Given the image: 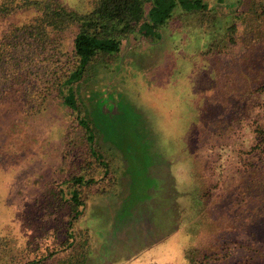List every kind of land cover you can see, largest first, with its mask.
<instances>
[{
	"label": "rangeland",
	"instance_id": "374dc122",
	"mask_svg": "<svg viewBox=\"0 0 264 264\" xmlns=\"http://www.w3.org/2000/svg\"><path fill=\"white\" fill-rule=\"evenodd\" d=\"M57 1L77 11L87 4ZM244 2L208 0V18L176 9L156 44L122 40L106 58L120 69L111 77L95 69L101 82L84 90L97 145L62 104L45 54L0 32V231L10 241L0 264H23L63 241L75 189L76 245L57 258L88 232L85 264H182L186 254L193 264H264V88L252 82L264 83V19L246 26ZM26 18L31 11L12 22ZM233 23L235 35L218 30ZM125 69L138 99H125ZM179 127H191L190 145L171 144ZM189 159L185 197L195 198L183 200L187 176L176 161ZM74 176L93 182L78 187Z\"/></svg>",
	"mask_w": 264,
	"mask_h": 264
},
{
	"label": "trees",
	"instance_id": "16d2710c",
	"mask_svg": "<svg viewBox=\"0 0 264 264\" xmlns=\"http://www.w3.org/2000/svg\"><path fill=\"white\" fill-rule=\"evenodd\" d=\"M218 1L222 2V0ZM85 3H87L85 9L77 11L70 9L65 4L59 3L57 0H0V22H12L15 16L25 11L32 12V18L30 19L26 18L22 21L12 22L9 26H6V23H4L0 32H3V36L13 34L17 38H30L36 48L45 54L42 60L48 63L46 64L47 66L50 64V69L47 71H50L52 75L56 76L55 82L59 88L62 104L69 108L71 112L75 113L79 124L83 127L85 134H87L88 142L96 144L95 131L87 117L88 107L83 97L84 90L91 87L94 84V80L101 82L99 78L91 79L95 69H104L110 77L114 75L120 69L119 65L111 67L106 58H109L112 55L113 49L122 40L127 39L129 35H139L152 44L158 43L162 38L163 27L168 23L176 9L196 13L198 17L206 16L207 18L213 15L211 11L214 9L210 7L208 0H87ZM243 5L247 8L246 11H241V13L245 14L247 12L245 17L247 21L246 26L252 27L254 22H259L260 18L264 19V0H245ZM218 28V30L221 29L233 35H235L238 29L235 23L231 26H226V28L221 26ZM68 33H72L70 39L71 49L69 51L66 50L67 43L65 40ZM3 36L2 38L4 39ZM229 41H234V39L230 37ZM177 62L185 68L189 64L187 61H181L179 58ZM122 65H120L121 68ZM113 71L114 73L112 74ZM124 73L126 75L125 88L128 91V89H133L135 86V78L133 80L128 78L131 73L128 69H125ZM252 82L256 85L255 90L264 88V83L263 85H259V81L257 80H253ZM173 95L175 101L176 95L180 98L177 86L174 87ZM134 98L138 99L136 95L128 91L125 99L131 100ZM154 99H160L158 104L161 105L162 100H165V104H167V100L170 98L168 96L163 97L159 93ZM243 105L244 101L236 109L240 110ZM184 118L186 116H181L177 124L181 126ZM175 127L173 125V129L177 131ZM188 128L182 134L180 131L184 130V128L179 127L177 132L179 137L175 141L170 140L171 144L180 148L185 147L184 145H190V139H192L190 133H192V129L191 127ZM263 139L264 137L261 138V140ZM173 150L174 156L176 157V154L180 152L178 148H173ZM91 154H95L94 151ZM96 157L99 158L98 160L103 167H109L108 163L105 164L102 161V154H98ZM178 162L176 161V164L182 166L183 173L187 176V179L183 181V195L178 197H183V200L194 199L195 196L193 193H189L190 198H186V193H188L189 188H191L190 184H192L190 179H193V174L190 172V165H193L194 162L191 159L187 162L184 160ZM114 172L116 173V169ZM71 180L78 187L93 182L91 179L89 181L85 180L82 176H74ZM70 201L74 213L67 220L68 226L64 230L65 239L57 245H53L51 248L45 247L42 253L37 254V258H33L23 264H41L51 259L55 261V264L86 263L89 253L88 250H90L92 241L91 235L88 232H86L87 234L84 239L77 242L78 248L73 249L71 253H64L61 255L62 257L59 256L60 258L56 257L62 251L66 252L68 248L76 245L75 238L77 235H75L71 225L73 220L81 217L82 214L78 209L83 204L80 200L78 189L72 191ZM9 242L5 233L0 231V262L2 261V252L8 250L7 245ZM182 256L184 260L187 259V263L182 262V264H193L191 262L192 258H186L188 256L187 254Z\"/></svg>",
	"mask_w": 264,
	"mask_h": 264
}]
</instances>
